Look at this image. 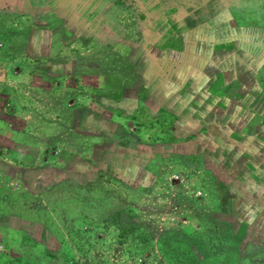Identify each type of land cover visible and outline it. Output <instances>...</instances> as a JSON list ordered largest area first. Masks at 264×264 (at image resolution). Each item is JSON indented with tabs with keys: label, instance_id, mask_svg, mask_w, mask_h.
<instances>
[{
	"label": "rangeland",
	"instance_id": "obj_1",
	"mask_svg": "<svg viewBox=\"0 0 264 264\" xmlns=\"http://www.w3.org/2000/svg\"><path fill=\"white\" fill-rule=\"evenodd\" d=\"M0 264H264V0H0Z\"/></svg>",
	"mask_w": 264,
	"mask_h": 264
},
{
	"label": "trees",
	"instance_id": "obj_2",
	"mask_svg": "<svg viewBox=\"0 0 264 264\" xmlns=\"http://www.w3.org/2000/svg\"><path fill=\"white\" fill-rule=\"evenodd\" d=\"M22 241H23V240H22L21 238H17V239H13V240H12L13 244L16 243V245H20ZM26 242H27V241H26ZM22 243H23V242H22ZM29 243L31 244V241H29Z\"/></svg>",
	"mask_w": 264,
	"mask_h": 264
}]
</instances>
